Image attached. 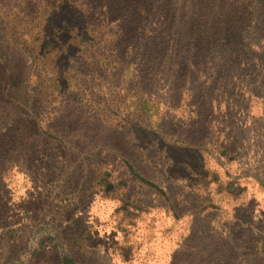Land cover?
Returning a JSON list of instances; mask_svg holds the SVG:
<instances>
[{
	"label": "rangeland",
	"instance_id": "obj_1",
	"mask_svg": "<svg viewBox=\"0 0 264 264\" xmlns=\"http://www.w3.org/2000/svg\"><path fill=\"white\" fill-rule=\"evenodd\" d=\"M0 264H264V0H0Z\"/></svg>",
	"mask_w": 264,
	"mask_h": 264
},
{
	"label": "trees",
	"instance_id": "obj_2",
	"mask_svg": "<svg viewBox=\"0 0 264 264\" xmlns=\"http://www.w3.org/2000/svg\"><path fill=\"white\" fill-rule=\"evenodd\" d=\"M215 52H216V50H215ZM219 57V56H218ZM222 58L220 57V60H221Z\"/></svg>",
	"mask_w": 264,
	"mask_h": 264
}]
</instances>
